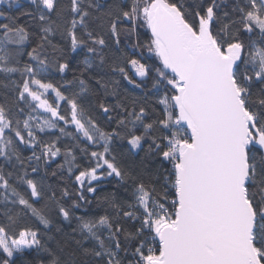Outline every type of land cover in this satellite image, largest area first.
Returning <instances> with one entry per match:
<instances>
[{
  "label": "snow or ice",
  "instance_id": "snow-or-ice-1",
  "mask_svg": "<svg viewBox=\"0 0 264 264\" xmlns=\"http://www.w3.org/2000/svg\"><path fill=\"white\" fill-rule=\"evenodd\" d=\"M0 264H264V0H0Z\"/></svg>",
  "mask_w": 264,
  "mask_h": 264
}]
</instances>
